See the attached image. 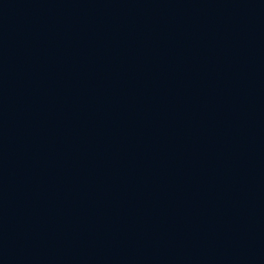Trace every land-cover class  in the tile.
I'll return each mask as SVG.
<instances>
[{"label": "water", "instance_id": "water-1", "mask_svg": "<svg viewBox=\"0 0 264 264\" xmlns=\"http://www.w3.org/2000/svg\"><path fill=\"white\" fill-rule=\"evenodd\" d=\"M0 264H264V0H0Z\"/></svg>", "mask_w": 264, "mask_h": 264}]
</instances>
